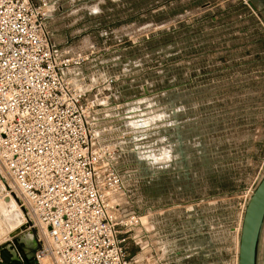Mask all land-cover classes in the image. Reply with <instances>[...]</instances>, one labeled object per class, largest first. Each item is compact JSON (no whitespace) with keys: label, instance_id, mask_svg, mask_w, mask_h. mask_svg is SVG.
I'll return each mask as SVG.
<instances>
[{"label":"rangeland","instance_id":"obj_1","mask_svg":"<svg viewBox=\"0 0 264 264\" xmlns=\"http://www.w3.org/2000/svg\"><path fill=\"white\" fill-rule=\"evenodd\" d=\"M48 1L52 39L88 59L78 85L103 105L130 208L151 216L169 264H237L243 205L264 174V0ZM4 187L0 171V249L35 264L37 233ZM15 207L21 235L6 219Z\"/></svg>","mask_w":264,"mask_h":264},{"label":"built area","instance_id":"obj_2","mask_svg":"<svg viewBox=\"0 0 264 264\" xmlns=\"http://www.w3.org/2000/svg\"><path fill=\"white\" fill-rule=\"evenodd\" d=\"M51 16L48 0H0V171L37 233L35 264H169L151 216L130 208L103 105L78 85L88 59L63 54Z\"/></svg>","mask_w":264,"mask_h":264},{"label":"water","instance_id":"obj_3","mask_svg":"<svg viewBox=\"0 0 264 264\" xmlns=\"http://www.w3.org/2000/svg\"><path fill=\"white\" fill-rule=\"evenodd\" d=\"M264 235V174L252 189L245 205L240 228L237 264H260L261 245ZM5 264H23L13 259L10 251H0Z\"/></svg>","mask_w":264,"mask_h":264},{"label":"bare ground","instance_id":"obj_4","mask_svg":"<svg viewBox=\"0 0 264 264\" xmlns=\"http://www.w3.org/2000/svg\"><path fill=\"white\" fill-rule=\"evenodd\" d=\"M0 199L3 201L4 199L6 200L7 198H6V196H3V194H0ZM0 205H1V203H0ZM14 213H15L14 216L12 215V216H9L8 218H6L7 219V223L11 224V226H12L11 228L13 230V233H16V234L18 233V234L21 235V233L24 232L23 229H22V227H23V221H22L23 220V215H22L20 209L18 210L17 207L14 208ZM144 221H146V218L144 219ZM8 227L10 228V226H8ZM240 228H241V226H240ZM9 232H8V234H9ZM8 237H9V235H8ZM30 237H31L30 234H28L24 238L29 240ZM238 242H239V239H238ZM1 250L2 249H0V251ZM12 256H13V259L21 261V258L19 257V255L13 253ZM0 264H5V263L1 260Z\"/></svg>","mask_w":264,"mask_h":264},{"label":"crops","instance_id":"obj_5","mask_svg":"<svg viewBox=\"0 0 264 264\" xmlns=\"http://www.w3.org/2000/svg\"><path fill=\"white\" fill-rule=\"evenodd\" d=\"M132 118H134V117H132ZM140 122H144V124H145V123H147V120H143V121L133 120V121H131V124L138 127V126H140ZM263 242H264V235H263L262 244H263ZM261 249H262V245H261Z\"/></svg>","mask_w":264,"mask_h":264}]
</instances>
